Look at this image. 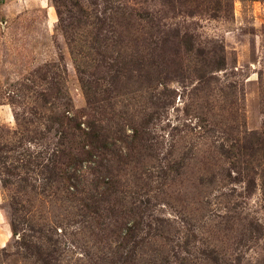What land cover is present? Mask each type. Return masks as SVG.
<instances>
[{"label":"rangeland","instance_id":"1","mask_svg":"<svg viewBox=\"0 0 264 264\" xmlns=\"http://www.w3.org/2000/svg\"><path fill=\"white\" fill-rule=\"evenodd\" d=\"M175 1L0 0V158L59 145L64 175L37 193L44 179L20 180L19 162L7 187L0 177V264H264V0H205L193 17ZM187 30L224 46L209 84ZM168 32L169 65L153 70ZM92 120L124 140L70 169Z\"/></svg>","mask_w":264,"mask_h":264},{"label":"trees","instance_id":"2","mask_svg":"<svg viewBox=\"0 0 264 264\" xmlns=\"http://www.w3.org/2000/svg\"><path fill=\"white\" fill-rule=\"evenodd\" d=\"M186 1L189 2V4H190L189 6L191 7L186 12V14L189 17L195 16L196 13H198V11H199L198 10L199 5L204 6V4H205L204 3L205 0H202V2H198V3H196V0H191L192 2L189 0H184L181 3L185 4ZM166 3L170 4L172 6V8H174V9H176V7H177L175 0H166ZM192 6H194V7H192ZM220 9H221V3L219 1H217L215 4V8L213 10L214 12L211 14V16L217 17L216 12L219 11ZM157 32L160 33V31H157ZM170 35L171 34L168 32L165 34V36H161L159 39L156 38L157 41L155 42V45H154L155 49L150 55L151 61L149 62V64L151 65V69L154 70V68H156V67L158 69V66L159 67H165V66L169 65V63L166 61V52H167V50H169L168 45L173 43L172 40L169 39L171 37ZM172 35H173V33H172ZM175 38H176V36H175ZM178 40L182 44V46H184L185 50H186L185 45L188 46V49L186 50L187 52L197 53V56L195 55L196 56L195 72H196V75H198V77L202 83H208L209 84L210 80H212V78H207V76L225 70L226 59H225V56L222 55V51L224 49V46H222V43H221V46L223 47L222 49H220V46L218 47L215 45L214 46L212 45L211 47L208 46L205 48H202V47L199 48V45L196 46V44L198 42V38H195V36L191 33L190 30L185 31L183 34H179ZM157 69H155V70H157ZM139 70H143V68L141 67V64L138 63V71ZM120 71L121 70L116 69L113 77L116 79L119 78V72ZM148 76H150V73ZM145 77H147V76H145ZM158 77H160V76H158L156 73V78H158ZM166 106H167V104H166V101L164 100L162 103L155 104L153 107L155 109L156 108L165 109ZM155 109H154V111H152L153 114H151V115L145 114L144 118H146V119L144 121V124H148L156 114H159L158 112L155 111ZM186 112H187V115H190L192 113V110L190 111V108L188 107L186 109ZM16 119H17V115H16ZM70 124H76V123H75V121L70 119L69 125ZM87 126H88V130L84 131V136H85V140L89 143V147L91 149L89 151H87L85 158H82L80 160L75 159L76 163L70 164V166H69L70 169L74 168L75 170H78L77 169L78 164L83 162L84 160L91 161L95 157L97 151H99V152L108 151L109 153H112L113 155H115L114 151L112 149H109V148H115L118 145L120 146V143L123 142V140H124V138H122L118 133H116L110 139L108 134L106 133L105 129L101 126L96 125L95 121H93V120L90 121L89 123H87ZM76 127H80V124H77ZM133 131H134V135H132V136L134 138L138 137L137 136V134H138L137 130L133 129ZM124 135H125V137H130V136L126 135V133H124ZM116 137H118V138H116ZM26 141L27 140L23 139V137H22L21 141H16V145L11 144L10 146L7 145L4 148H6L7 151L9 149H11L12 151H14V150L18 151V149L21 146H24ZM48 150H49L48 151L49 155L44 154V152H41L42 151L41 150L38 152V156H35L34 153H32L29 155L20 154V155H18V157H14V158L13 157H10V158L7 157L5 159L0 158V175H1L0 177H1L2 183L5 185V187H7V185L10 184V181H8L10 179L7 177H15L17 175V172L20 170L19 163H21L23 165L22 166L23 168L25 167V169H27V172H26L27 177H19L20 180L29 181V180L36 178V177H42L44 179V181L41 183L40 186L32 184V181H31L32 187L34 188L33 189L34 193H37L38 191H44L53 182H59V184L62 183L64 180V175L61 174L62 168L58 169L57 164H55V161L52 160L51 157L59 155L61 153V151L63 152V150H61L59 145H57L56 147H54L52 149H48ZM26 156H28V158H29L28 160H26ZM26 161H28L27 165H26ZM49 163H52V164H49ZM51 168H53V170H51ZM64 172L66 173V169L64 170ZM92 172L95 174L96 188H99L97 191L99 192L100 189L107 190V186H109L110 183L106 182V181L108 178H111L109 176L110 173L109 172L103 173V172L98 171V169H93ZM17 176H19V175H17ZM71 178L72 177L68 176L67 177L68 181L67 180L64 181L65 183H68L67 187L68 186H69V188L77 187L78 183L74 184V183L70 182ZM67 187H66V189H68ZM113 190L115 191V189H113ZM76 191H77V189H76ZM97 202H99V201L97 200ZM85 217L89 218L87 214L85 215ZM12 226H13L14 234H17L18 230L15 229L14 225H12Z\"/></svg>","mask_w":264,"mask_h":264}]
</instances>
